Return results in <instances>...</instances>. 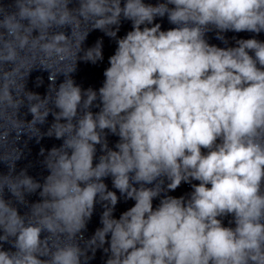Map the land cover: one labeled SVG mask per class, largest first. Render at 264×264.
I'll use <instances>...</instances> for the list:
<instances>
[{"label":"clouds","instance_id":"1","mask_svg":"<svg viewBox=\"0 0 264 264\" xmlns=\"http://www.w3.org/2000/svg\"><path fill=\"white\" fill-rule=\"evenodd\" d=\"M96 30L116 47L84 89ZM261 33L264 0H0V264H264ZM46 137L42 180L17 171Z\"/></svg>","mask_w":264,"mask_h":264}]
</instances>
